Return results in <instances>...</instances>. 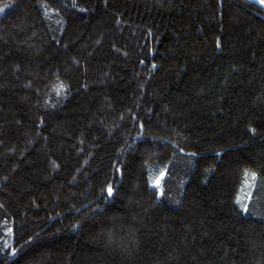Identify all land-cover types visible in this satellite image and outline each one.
I'll return each mask as SVG.
<instances>
[{
  "label": "trees",
  "instance_id": "1",
  "mask_svg": "<svg viewBox=\"0 0 264 264\" xmlns=\"http://www.w3.org/2000/svg\"><path fill=\"white\" fill-rule=\"evenodd\" d=\"M0 264H264V10L0 0Z\"/></svg>",
  "mask_w": 264,
  "mask_h": 264
},
{
  "label": "water",
  "instance_id": "2",
  "mask_svg": "<svg viewBox=\"0 0 264 264\" xmlns=\"http://www.w3.org/2000/svg\"><path fill=\"white\" fill-rule=\"evenodd\" d=\"M245 1H247V2H249L251 4H253V5H255L257 7H260V8H262L264 10V4H262L260 2V0H245Z\"/></svg>",
  "mask_w": 264,
  "mask_h": 264
},
{
  "label": "snow or ice",
  "instance_id": "3",
  "mask_svg": "<svg viewBox=\"0 0 264 264\" xmlns=\"http://www.w3.org/2000/svg\"><path fill=\"white\" fill-rule=\"evenodd\" d=\"M260 2H261L262 4H264V0H260ZM108 191H109V194H111V191H112L111 188H109Z\"/></svg>",
  "mask_w": 264,
  "mask_h": 264
}]
</instances>
